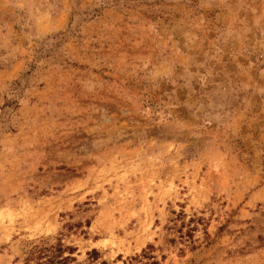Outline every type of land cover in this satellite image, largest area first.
Segmentation results:
<instances>
[{
	"label": "rangeland",
	"instance_id": "374dc122",
	"mask_svg": "<svg viewBox=\"0 0 264 264\" xmlns=\"http://www.w3.org/2000/svg\"><path fill=\"white\" fill-rule=\"evenodd\" d=\"M0 264H264V0H0Z\"/></svg>",
	"mask_w": 264,
	"mask_h": 264
},
{
	"label": "trees",
	"instance_id": "16d2710c",
	"mask_svg": "<svg viewBox=\"0 0 264 264\" xmlns=\"http://www.w3.org/2000/svg\"><path fill=\"white\" fill-rule=\"evenodd\" d=\"M94 252H96V251L94 250Z\"/></svg>",
	"mask_w": 264,
	"mask_h": 264
}]
</instances>
